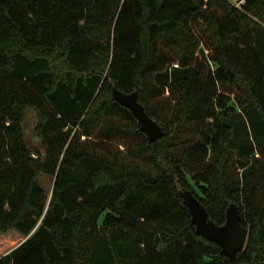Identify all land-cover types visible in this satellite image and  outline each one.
Listing matches in <instances>:
<instances>
[{"label": "trees", "instance_id": "trees-1", "mask_svg": "<svg viewBox=\"0 0 264 264\" xmlns=\"http://www.w3.org/2000/svg\"><path fill=\"white\" fill-rule=\"evenodd\" d=\"M113 87L137 92L164 136L150 142ZM29 109L44 153L27 146ZM184 188L219 226L240 208L243 252L197 234ZM10 230L26 240L0 264H264V0H0Z\"/></svg>", "mask_w": 264, "mask_h": 264}, {"label": "water", "instance_id": "water-1", "mask_svg": "<svg viewBox=\"0 0 264 264\" xmlns=\"http://www.w3.org/2000/svg\"><path fill=\"white\" fill-rule=\"evenodd\" d=\"M113 98L134 113L140 123V130L147 135L150 142L164 136L160 125L146 113L144 107L138 101L137 92L124 93L113 87ZM180 196L190 211L197 234L202 235L209 241L218 243L221 246L222 253L231 259L244 251L249 229L242 225L240 208L236 204L230 205L227 209L226 223L219 226L210 219L206 208L191 191L184 188L180 190Z\"/></svg>", "mask_w": 264, "mask_h": 264}, {"label": "rangeland", "instance_id": "rangeland-1", "mask_svg": "<svg viewBox=\"0 0 264 264\" xmlns=\"http://www.w3.org/2000/svg\"><path fill=\"white\" fill-rule=\"evenodd\" d=\"M125 122L124 117L122 116H115L111 119H107L106 121H102L99 124H97L94 127V136L92 138H89L87 140L88 146H97L100 142V140L97 139V135L104 134L107 129L113 124V123H120ZM38 124V116L37 113L33 109H29L27 111L26 121L24 123V132H25V139L27 146L32 150L36 151L39 150L41 153H44V149L42 146L41 139L36 134V126ZM82 140H86V138H83ZM113 151L120 157L121 160L124 162L132 161V158L129 155V151L124 146H117L116 143L111 144ZM138 162L142 165H145L144 160H138ZM41 185L46 190V192L51 195V190L54 185V177L48 176L46 174H43L41 176ZM23 240V236L18 233L16 230H10L5 234L0 235V257L4 256L8 252H10L12 249L18 246L20 242ZM12 242H15L13 245H11Z\"/></svg>", "mask_w": 264, "mask_h": 264}, {"label": "built area", "instance_id": "built-area-1", "mask_svg": "<svg viewBox=\"0 0 264 264\" xmlns=\"http://www.w3.org/2000/svg\"><path fill=\"white\" fill-rule=\"evenodd\" d=\"M227 1L234 4L237 8H240L245 2V0H227Z\"/></svg>", "mask_w": 264, "mask_h": 264}, {"label": "crops", "instance_id": "crops-1", "mask_svg": "<svg viewBox=\"0 0 264 264\" xmlns=\"http://www.w3.org/2000/svg\"><path fill=\"white\" fill-rule=\"evenodd\" d=\"M25 239H24V237H23V240L20 242V244L24 241ZM20 244H18V245H20Z\"/></svg>", "mask_w": 264, "mask_h": 264}]
</instances>
